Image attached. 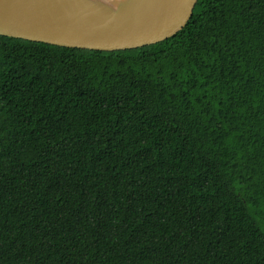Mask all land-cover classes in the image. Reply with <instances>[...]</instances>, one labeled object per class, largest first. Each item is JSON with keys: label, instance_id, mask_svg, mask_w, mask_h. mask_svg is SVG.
<instances>
[{"label": "trees", "instance_id": "trees-1", "mask_svg": "<svg viewBox=\"0 0 264 264\" xmlns=\"http://www.w3.org/2000/svg\"><path fill=\"white\" fill-rule=\"evenodd\" d=\"M0 264H264V0L134 49L0 35Z\"/></svg>", "mask_w": 264, "mask_h": 264}, {"label": "water", "instance_id": "water-1", "mask_svg": "<svg viewBox=\"0 0 264 264\" xmlns=\"http://www.w3.org/2000/svg\"><path fill=\"white\" fill-rule=\"evenodd\" d=\"M199 0H0V35L53 45L117 51L166 40L182 30Z\"/></svg>", "mask_w": 264, "mask_h": 264}, {"label": "bare ground", "instance_id": "bare-ground-1", "mask_svg": "<svg viewBox=\"0 0 264 264\" xmlns=\"http://www.w3.org/2000/svg\"><path fill=\"white\" fill-rule=\"evenodd\" d=\"M96 1L102 2L104 5L114 8L115 6H117L119 2H122L124 0H96Z\"/></svg>", "mask_w": 264, "mask_h": 264}]
</instances>
